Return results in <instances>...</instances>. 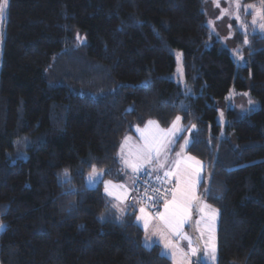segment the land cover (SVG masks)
<instances>
[{
  "label": "trees",
  "instance_id": "obj_1",
  "mask_svg": "<svg viewBox=\"0 0 264 264\" xmlns=\"http://www.w3.org/2000/svg\"><path fill=\"white\" fill-rule=\"evenodd\" d=\"M207 1L7 0L0 264H172L143 246L135 199L118 218L84 178L118 179L123 136L177 116L209 170L198 192L218 209L216 264H264V35L234 18L214 38Z\"/></svg>",
  "mask_w": 264,
  "mask_h": 264
},
{
  "label": "rangeland",
  "instance_id": "obj_2",
  "mask_svg": "<svg viewBox=\"0 0 264 264\" xmlns=\"http://www.w3.org/2000/svg\"><path fill=\"white\" fill-rule=\"evenodd\" d=\"M2 2V0H0ZM237 4H239V8H237ZM251 6V7H249ZM264 9V3L262 2H250V3H242L241 0H208L205 6V11L207 15V23L209 28L211 29V33H213L214 38L221 37V35H226V24L229 20H234L237 17V10L240 14V20L249 27L251 32H258L261 35H264V30L260 29V25L264 24V19H260L258 13ZM6 8L2 16H0V31H2V22L4 18ZM256 18V24H253V19ZM212 26V27H211ZM255 29V31H254ZM2 32H0V36ZM232 100L235 105H244L246 101V97L243 95H232ZM176 119V117H175ZM175 119L173 121H175ZM154 121V120H151ZM148 122V121H147ZM147 122L144 126L135 127L134 132L131 134H127L123 136L121 139L119 148H118V159L120 165L121 175L118 179H112L105 177L104 175L101 178L102 192L111 207L116 205L117 207H113L117 217L121 218L125 213L123 211L120 212L118 209H124L128 206L129 199L131 195L135 193L136 180L138 175L142 173H147L149 176H152L160 181L169 182L171 185V194L166 199V201L172 200V192L177 189L178 181L176 175L165 176L166 172L176 173L178 171V163H179V173L183 174L186 169L189 168V164L194 162L187 161V157H193L189 153L186 152V148L190 143V135L189 131L185 132L182 135L181 133H176L172 135H168L165 137L166 148L161 150L158 159H154L152 163L144 165V168L133 171L131 167L127 166L124 161L128 160L130 162H135L136 159L141 155L142 150L145 146V139L142 135L141 131L137 129L143 130L147 125ZM155 124L152 125V129L154 132H158L160 136H165V133L172 127V124L167 129L161 128L156 121ZM177 127L184 129L181 120L177 123ZM192 129V128H191ZM128 138L125 140V138ZM189 141L188 144L185 142ZM123 144V149L121 145ZM195 158V157H194ZM196 159V158H195ZM197 160V159H196ZM201 162V161H200ZM160 164H163L164 167L161 168ZM200 171L198 175H193V179L196 182V195L199 199L210 206L209 209H206L207 212L211 214V218L206 217L204 220H201V212L199 211V207L193 206L191 209L190 219L187 223H185L182 227V232L187 234V236L191 237V244L187 240L183 242V246L189 250L190 257L186 259L182 254L175 251L171 253L173 257L172 264H197L201 261L203 264H216L217 262V222H218V209L214 205L210 204L206 201L204 197H202L198 192L199 183L205 179L209 170L207 169V164L204 162L200 163ZM98 172L101 170L96 169ZM92 172L89 171L85 175V183L86 177ZM106 181H110L109 190L112 195H108L105 192V183ZM98 184V183H97ZM96 184V185H97ZM115 186V187H114ZM141 205L135 206L134 212V221L137 222L144 231V239L145 237H149L151 240L155 237L152 235L160 234L161 227L166 226L155 214H149L145 209V212L149 214V226L147 231L144 230L143 221H137V217L141 215L139 209ZM214 210V213L212 212ZM163 211V206L162 210ZM153 224H155L153 226ZM157 227L158 229H156ZM156 239V238H155ZM215 244L216 247V259L212 260L210 255L211 245ZM195 249V252L193 251ZM170 253V252H169ZM199 258V261L197 260Z\"/></svg>",
  "mask_w": 264,
  "mask_h": 264
},
{
  "label": "snow or ice",
  "instance_id": "obj_3",
  "mask_svg": "<svg viewBox=\"0 0 264 264\" xmlns=\"http://www.w3.org/2000/svg\"><path fill=\"white\" fill-rule=\"evenodd\" d=\"M262 3H264V0H262ZM7 7V0H2L0 2V16L3 15L5 8ZM251 7V6H249ZM237 8H239V4H237ZM260 19H264V9H261V11L258 13ZM239 20V16L236 17ZM253 24H256V18L253 19ZM260 29L264 30V24L260 25ZM255 31V29H254ZM245 44L248 43L247 39L244 41ZM241 59H243L241 57ZM147 86V82H146ZM250 104H253V101H249ZM134 110L132 108L129 109V111ZM181 120L180 116H177L175 121H173L172 127L165 133V136H160L158 132H154L152 129V125L155 124L154 121L149 120L147 122V125L143 130L137 129L138 131L142 132V135L145 139V146L142 150L141 155L136 159L135 162H130L128 160H125L124 163L131 167L132 170L138 171L142 168H144V165L150 164L153 162L154 159H158L159 155L161 153V150L166 148L165 143V137L168 135L181 133L184 131V129L177 127V123ZM195 128V125L192 126ZM128 138L126 137L125 140ZM186 144L189 143V141L185 142ZM121 148L123 149V144L121 145ZM187 161L194 162L189 164V168L185 170L183 174L179 173V163H178V171L176 173H170L166 172L165 176L169 175H176L178 185L177 189L172 192V200L171 201H165L163 204V211H157L156 215L159 217V219L166 225V227L169 229L170 233L181 239V240H187L189 244H191V237L187 236V234L182 232V227L185 223H187L190 219L191 215V209L193 206L199 207V211L201 212V220H204L206 217L209 219L211 218V214L206 211V209H209L210 206L206 203H203L199 197L196 195V182L193 179V175H198L200 171V161L196 160L194 157H187ZM160 167L163 168L164 165L160 164ZM104 170L97 171L96 168L93 166L92 172L86 177V187H95V185L99 182H101V178L104 175ZM64 176L68 177L70 179L68 170H64ZM105 183V192L108 195H112V193L109 190V185L111 184L110 181H106ZM115 187V186H114ZM113 207H117L114 205ZM120 212L123 213V209H118ZM141 215L137 217V221H143V227L144 230L147 231L149 226V220L150 216L148 213L145 212V209L141 207L139 209ZM214 213V210H212ZM101 219H103V216H101ZM6 226L0 222V230H3ZM160 241L163 242V249L161 252V255H169L168 250L177 247L176 244L173 243L171 239L168 238V236L161 232L159 234ZM157 241H152L149 237H145L143 246L145 248H148L149 250L151 247H153ZM195 252V249H193ZM210 255L212 260L216 259V247L215 244L211 245L210 249Z\"/></svg>",
  "mask_w": 264,
  "mask_h": 264
},
{
  "label": "built area",
  "instance_id": "obj_4",
  "mask_svg": "<svg viewBox=\"0 0 264 264\" xmlns=\"http://www.w3.org/2000/svg\"><path fill=\"white\" fill-rule=\"evenodd\" d=\"M135 193L131 195L130 200L135 199L139 205L147 211L154 212L158 209L163 198L168 194L169 188L152 176L138 175Z\"/></svg>",
  "mask_w": 264,
  "mask_h": 264
},
{
  "label": "crops",
  "instance_id": "obj_5",
  "mask_svg": "<svg viewBox=\"0 0 264 264\" xmlns=\"http://www.w3.org/2000/svg\"><path fill=\"white\" fill-rule=\"evenodd\" d=\"M162 206H163V205H162ZM161 210H162V208H161ZM161 210H160V211H161ZM154 225H155V224H153V226H154ZM155 228L158 229L157 227H155ZM160 231H162L163 233H165V234L168 236V238L171 239V240L173 241V243L177 245V247L172 248V249H169L168 252H170V253H169V255H166V256H168V257L170 258L171 262H173V257H172V255H170V254H171V253H174L175 251H177L178 253L182 254L186 259H188V257H190L189 250H188L186 247L183 246V242H185V240H181V239H179V238L173 236V235L170 233L169 229H168L166 226L161 227V228H160ZM153 236H155V237L152 239V241H157V242H158L157 244H159V246H160V248H161V251H162V249H163V242L160 241V236H159V234H156V233H155V235H152V237H153ZM155 238H156V239H155ZM188 260H189V259H188Z\"/></svg>",
  "mask_w": 264,
  "mask_h": 264
},
{
  "label": "water",
  "instance_id": "obj_6",
  "mask_svg": "<svg viewBox=\"0 0 264 264\" xmlns=\"http://www.w3.org/2000/svg\"><path fill=\"white\" fill-rule=\"evenodd\" d=\"M197 260L199 261V258Z\"/></svg>",
  "mask_w": 264,
  "mask_h": 264
}]
</instances>
